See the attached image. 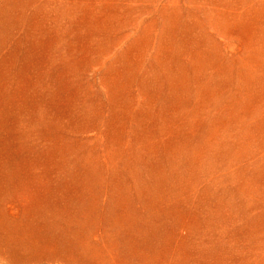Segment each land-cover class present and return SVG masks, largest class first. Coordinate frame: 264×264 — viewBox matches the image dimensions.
Returning a JSON list of instances; mask_svg holds the SVG:
<instances>
[{"label":"rangeland","instance_id":"rangeland-1","mask_svg":"<svg viewBox=\"0 0 264 264\" xmlns=\"http://www.w3.org/2000/svg\"><path fill=\"white\" fill-rule=\"evenodd\" d=\"M7 2L0 264H264V0Z\"/></svg>","mask_w":264,"mask_h":264},{"label":"bare ground","instance_id":"bare-ground-1","mask_svg":"<svg viewBox=\"0 0 264 264\" xmlns=\"http://www.w3.org/2000/svg\"><path fill=\"white\" fill-rule=\"evenodd\" d=\"M26 4V7L28 8V14H27V19L28 21H30V17L31 16V6H32V0H23ZM7 0H3L0 2V37H3L6 35L7 31H8V28H9V25L11 24L12 22V16H13V9L10 8L8 5ZM18 18V17H16ZM24 21V20H23ZM23 21L19 22V19H17L13 25L14 29L16 30V39H17V45L21 46L22 47V44L26 43L29 41L30 39V32H31V27H30V23L27 25L25 23H22ZM31 22V21H30ZM25 24V25H23ZM10 29V28H9ZM1 188V187H0ZM3 192V191H2ZM3 194V193H2ZM2 196V195H1ZM11 200V199H10ZM9 203V202H8ZM16 200L15 198H12V201H11V204L10 206L8 207L9 211H10V215L12 218H15L16 216ZM9 205V204H8ZM7 205V206H8ZM6 206V205H5ZM5 209V208H4ZM3 209V211L5 212V210ZM7 212V211H6ZM7 215V214H6ZM3 216L4 213H3ZM1 219V218H0ZM2 220V219H1ZM0 220V222H1ZM6 221V219H5ZM4 221V223H5ZM16 221V220H15ZM3 222V221H2ZM7 228V226H6ZM5 230V229H4ZM6 232V231H5ZM4 232V233H5ZM14 232V231H13ZM1 233V232H0ZM3 233V234H4ZM2 234V233H1ZM9 235V234H8ZM7 236V235H6ZM12 236V235H11ZM8 237V236H7ZM1 243V242H0ZM6 243V240L5 242ZM3 248V247H2ZM14 248V247H12ZM1 249V248H0ZM11 251V249H10ZM12 251L14 252L15 250L12 249ZM10 253V252H9Z\"/></svg>","mask_w":264,"mask_h":264}]
</instances>
